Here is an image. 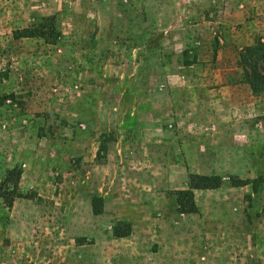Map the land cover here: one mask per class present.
I'll list each match as a JSON object with an SVG mask.
<instances>
[{"label":"rangeland","instance_id":"374dc122","mask_svg":"<svg viewBox=\"0 0 264 264\" xmlns=\"http://www.w3.org/2000/svg\"><path fill=\"white\" fill-rule=\"evenodd\" d=\"M48 15L56 43L15 38ZM258 42L264 0H0V182L23 169L11 207L0 192V264H118V219L152 215L179 242L169 264L214 237L221 258L200 262L264 264V93L241 59ZM190 173L222 179L193 218L175 195Z\"/></svg>","mask_w":264,"mask_h":264},{"label":"trees","instance_id":"16d2710c","mask_svg":"<svg viewBox=\"0 0 264 264\" xmlns=\"http://www.w3.org/2000/svg\"><path fill=\"white\" fill-rule=\"evenodd\" d=\"M61 35L57 26V18L55 15H48L41 21L31 26L17 29L14 32L15 38L22 37H40L47 42L56 43ZM242 64L245 71V79L249 82L253 93H264V43L258 42L253 47L247 48L241 55ZM23 169L17 164L8 169L5 176L0 182V192L5 198L8 206H12L14 200L19 196L20 180ZM261 176L250 179L248 182L252 185L253 190L257 191L260 187ZM238 182H235V184ZM245 184L247 180L240 181ZM222 184L220 175H201L190 173L189 188L175 192L176 202L180 212L197 213L199 207L195 199V189L217 188ZM104 200L99 195L92 196V207L95 215L103 212ZM132 232V226L129 222L119 221L113 228L114 237H128Z\"/></svg>","mask_w":264,"mask_h":264},{"label":"crops","instance_id":"0c3cea01","mask_svg":"<svg viewBox=\"0 0 264 264\" xmlns=\"http://www.w3.org/2000/svg\"><path fill=\"white\" fill-rule=\"evenodd\" d=\"M209 31H204L202 33V35L207 38L209 35ZM207 35V37H206ZM250 36V34H248ZM203 36H201L203 38ZM206 47H208V49H203L202 48V53L201 51H199V62L201 63V66L205 67V68H211L214 63L212 62V57L210 55V44L206 45ZM209 54H206L208 53ZM218 64V62H217ZM199 66V63H195V64H191L190 67H196ZM221 75V79L223 80V73H220ZM225 78H227V76H225ZM210 79V78H209ZM211 82V79H210ZM223 82V81H221ZM218 83V82H217ZM229 82H227L228 84ZM222 89H225V87H228L230 85H226V84H220L218 83ZM229 99L231 100H235L237 98V93L236 92H231V94H229L228 96ZM150 127H152V124H149ZM212 163H210L211 165ZM209 164H206L205 162L203 163V167H209ZM211 168V167H209ZM203 169V168H201ZM162 195V192L160 193ZM102 197V196H101ZM104 198V196H103ZM170 198V197H169ZM171 199V198H170ZM172 202V199H171ZM125 210H128V203L125 204ZM199 213L196 214H187L189 217L192 216H196ZM131 217L133 218V215H131ZM146 218V217H145ZM195 218V217H194ZM118 220H125L128 221L132 226V232L128 237H123V238H119L120 240H122V242L124 243L125 240H129L131 242V249H129V247H125L122 249H118V253L117 256L119 257V262L118 264H127L130 263V261H134L135 259V264H169V261L174 260V258H177L176 254L171 255L170 252H167L168 247L170 246V244L172 245H177L179 244V242H177V240L172 239L170 236H168L167 234L165 235V232L163 229H161V227L159 228V226H162V224L158 221H160L159 218H154L152 215V219H150L149 221H143L139 220V218H133L131 219H127L125 217H122ZM215 224V222L212 221V224ZM172 224L169 223L168 226H171ZM188 225L190 226L191 223H188ZM152 227L155 231V238L154 239H149L148 241H141L140 239V235L138 234L141 230H143L144 228L147 227ZM209 230L210 232L213 231V227H210V229H206ZM184 232V231H183ZM110 233V232H109ZM137 233V235H136ZM133 235V236H132ZM136 235V236H134ZM109 238V237H107ZM125 239V240H124ZM106 240V239H104ZM118 240V239H116ZM219 238L218 237H214V240H212L209 244L205 241H201L199 243V247L197 249L192 248L191 250H187L183 253L180 252V254H184L185 255V259L183 260L182 258L180 260L186 261L188 264H204L202 262L199 261L202 259H208V260H213V261H218L219 257L217 255H219L218 253H213V246L216 243H219ZM195 244H198V242H195ZM88 244H82L81 246H86ZM190 245V244H189ZM207 245H213L212 248L210 249L209 247H207ZM84 248V247H83ZM171 248V246H170ZM169 248V250H170ZM210 249L209 251H206L205 249ZM85 250V249H84ZM195 251V253H193V251ZM85 256H87V254H84ZM174 256V257H172ZM221 258V257H220ZM179 260V261H180ZM177 261V259H176ZM178 261V262H179ZM192 261V262H191ZM205 261V260H203ZM177 262V264H179Z\"/></svg>","mask_w":264,"mask_h":264}]
</instances>
